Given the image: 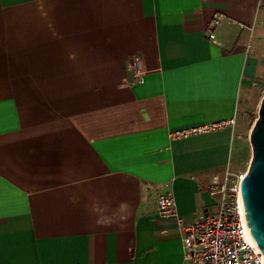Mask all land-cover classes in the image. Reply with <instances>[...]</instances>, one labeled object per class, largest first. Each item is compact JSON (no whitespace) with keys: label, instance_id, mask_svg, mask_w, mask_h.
Returning a JSON list of instances; mask_svg holds the SVG:
<instances>
[{"label":"crops","instance_id":"0c3cea01","mask_svg":"<svg viewBox=\"0 0 264 264\" xmlns=\"http://www.w3.org/2000/svg\"><path fill=\"white\" fill-rule=\"evenodd\" d=\"M262 2L0 0V264H183L157 196L171 192L191 220L214 210L211 177L239 171ZM216 12L228 20L214 44L204 32Z\"/></svg>","mask_w":264,"mask_h":264},{"label":"built area","instance_id":"2783aa9c","mask_svg":"<svg viewBox=\"0 0 264 264\" xmlns=\"http://www.w3.org/2000/svg\"><path fill=\"white\" fill-rule=\"evenodd\" d=\"M226 20L228 17L224 13H214L207 23L205 38L214 44L219 43L217 31ZM127 64L132 74V84L142 83L147 71L143 58L129 57ZM227 124L232 125L233 120L175 130L170 133V138L208 133ZM246 171L226 168L220 175L212 176L203 190L213 199L214 210L195 214L191 220H184L177 214L171 192L158 194L156 204L160 219H172L179 226L183 264H264V254L252 238L241 200L240 183Z\"/></svg>","mask_w":264,"mask_h":264},{"label":"water","instance_id":"95a60500","mask_svg":"<svg viewBox=\"0 0 264 264\" xmlns=\"http://www.w3.org/2000/svg\"><path fill=\"white\" fill-rule=\"evenodd\" d=\"M251 159L240 183L242 205L252 238L264 254V97L249 133Z\"/></svg>","mask_w":264,"mask_h":264},{"label":"rangeland","instance_id":"374dc122","mask_svg":"<svg viewBox=\"0 0 264 264\" xmlns=\"http://www.w3.org/2000/svg\"><path fill=\"white\" fill-rule=\"evenodd\" d=\"M261 18L264 19V2L260 7ZM256 54L259 57V70L254 83L246 88L240 97V104L236 116V131L238 139L235 143V156L232 162V169L247 170L251 159V146L249 133L258 117V108L262 97H264V32L256 41Z\"/></svg>","mask_w":264,"mask_h":264}]
</instances>
